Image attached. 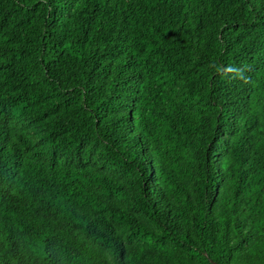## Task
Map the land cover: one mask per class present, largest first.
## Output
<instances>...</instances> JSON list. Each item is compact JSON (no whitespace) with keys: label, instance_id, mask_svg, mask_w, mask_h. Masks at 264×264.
Segmentation results:
<instances>
[{"label":"trees","instance_id":"1","mask_svg":"<svg viewBox=\"0 0 264 264\" xmlns=\"http://www.w3.org/2000/svg\"><path fill=\"white\" fill-rule=\"evenodd\" d=\"M264 264V0H0V264Z\"/></svg>","mask_w":264,"mask_h":264},{"label":"water","instance_id":"2","mask_svg":"<svg viewBox=\"0 0 264 264\" xmlns=\"http://www.w3.org/2000/svg\"><path fill=\"white\" fill-rule=\"evenodd\" d=\"M213 264H217L216 262H214L213 260H211Z\"/></svg>","mask_w":264,"mask_h":264}]
</instances>
